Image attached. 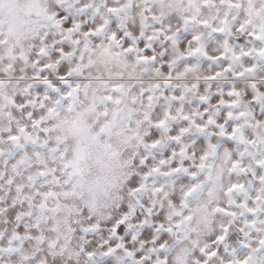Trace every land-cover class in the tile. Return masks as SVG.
Instances as JSON below:
<instances>
[{
    "label": "snow or ice",
    "instance_id": "snow-or-ice-1",
    "mask_svg": "<svg viewBox=\"0 0 264 264\" xmlns=\"http://www.w3.org/2000/svg\"><path fill=\"white\" fill-rule=\"evenodd\" d=\"M0 264H264V0H0Z\"/></svg>",
    "mask_w": 264,
    "mask_h": 264
}]
</instances>
